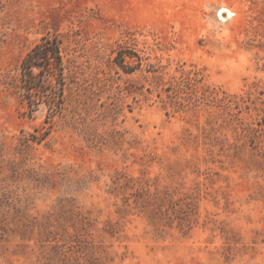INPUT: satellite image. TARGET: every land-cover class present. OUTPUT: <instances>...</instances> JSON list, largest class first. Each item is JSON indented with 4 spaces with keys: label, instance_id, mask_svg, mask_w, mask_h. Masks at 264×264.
Instances as JSON below:
<instances>
[{
    "label": "rangeland",
    "instance_id": "1",
    "mask_svg": "<svg viewBox=\"0 0 264 264\" xmlns=\"http://www.w3.org/2000/svg\"><path fill=\"white\" fill-rule=\"evenodd\" d=\"M0 2V264H264V0ZM43 36L51 118L5 83Z\"/></svg>",
    "mask_w": 264,
    "mask_h": 264
},
{
    "label": "trees",
    "instance_id": "2",
    "mask_svg": "<svg viewBox=\"0 0 264 264\" xmlns=\"http://www.w3.org/2000/svg\"><path fill=\"white\" fill-rule=\"evenodd\" d=\"M123 61V58L120 59L117 65L127 73L132 72L134 67L125 65ZM67 71L61 42L56 37L43 36L22 59L17 80L7 76L9 80L5 83L19 93L29 116L44 103L48 108V117L51 118L61 115L65 110Z\"/></svg>",
    "mask_w": 264,
    "mask_h": 264
},
{
    "label": "bare ground",
    "instance_id": "3",
    "mask_svg": "<svg viewBox=\"0 0 264 264\" xmlns=\"http://www.w3.org/2000/svg\"><path fill=\"white\" fill-rule=\"evenodd\" d=\"M224 10V9H223ZM224 12V11H223ZM228 12V11H227ZM230 13V15H232V13L231 12H229Z\"/></svg>",
    "mask_w": 264,
    "mask_h": 264
}]
</instances>
